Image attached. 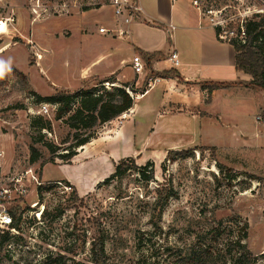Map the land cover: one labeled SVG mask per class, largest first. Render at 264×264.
Instances as JSON below:
<instances>
[{"label":"rangeland","instance_id":"374dc122","mask_svg":"<svg viewBox=\"0 0 264 264\" xmlns=\"http://www.w3.org/2000/svg\"><path fill=\"white\" fill-rule=\"evenodd\" d=\"M151 1L141 3L147 7ZM198 1L202 7L226 5L229 16L264 15V0ZM67 3L63 12L54 9L56 0H0V219L16 211L22 216L18 231L0 223V264H57L59 256L64 264H94L91 249L101 236L106 237V264H171L198 249L221 261L229 259L225 247L236 239H243L258 256L257 264H264V91L240 95L234 90L239 83L219 86L211 108L215 116L179 119L172 123L179 129L172 135L150 137L156 91L139 101L133 118L143 124L135 132L137 144L145 138L152 146L159 143L155 153L135 159L139 167L153 164L149 184L135 171L103 184L115 171L112 159L125 153L113 132L121 120L99 128L70 165L30 164L32 118L52 121L48 142L60 146L71 136L55 120V107L36 104L33 93L46 97L98 84L93 78L79 80L82 67L108 52L117 38L98 34L104 12ZM87 35L88 43L81 45ZM108 67L106 62L96 71ZM146 72L140 91L151 89L154 74L147 65ZM131 125L126 122L124 132ZM163 139L186 148L168 150ZM42 151V160H48L51 154ZM49 183L57 185L39 197L38 187ZM168 196L161 221L152 220L154 203ZM6 232L10 236L4 240Z\"/></svg>","mask_w":264,"mask_h":264},{"label":"crops","instance_id":"0c3cea01","mask_svg":"<svg viewBox=\"0 0 264 264\" xmlns=\"http://www.w3.org/2000/svg\"><path fill=\"white\" fill-rule=\"evenodd\" d=\"M139 1L143 13L141 18L131 25L129 35L121 39L115 38L113 45L106 52L107 54H97L91 62L82 67L79 78L83 82L92 78L100 82L112 79L113 82H116L114 86L129 85L139 93L134 107L121 118L109 123L116 124L121 120V124L117 128L113 127V132L116 138H121L124 144L122 152L125 153L123 158L112 159L114 163H118L124 158H140L142 160L143 157H148L149 152L155 153L158 149L159 143H156L157 145L154 143L155 145L152 146L149 138H145L144 141L140 140V146H138L135 132L143 124L133 119L139 108L138 102L146 99L152 92L156 91L154 93L155 103L150 111L155 116V123L148 126L150 128L148 137L153 134L172 135V132L175 131L172 123L179 119L185 121L190 117L197 120L215 116L212 114L211 108L214 98L222 90L208 94L207 90L202 89L201 83H239L234 90H240V95H244L242 92H253V89L246 86L252 80L251 76L236 71L234 47L219 41L215 29L207 24L197 9L190 5V2L178 5V1L155 0V2L151 1V4L147 3L148 5L145 7L141 0ZM154 3L156 4L154 5ZM95 11L104 12L106 15L104 23H101L100 27L115 29L116 21L110 8ZM82 43H88V35L83 37L81 45ZM140 52L164 55L156 58L149 68V71L154 74L152 78H159L161 81L144 94H141L140 90L148 73L136 75L132 67L134 57L138 56L136 54ZM172 53L178 55V65L170 61ZM106 62L109 66L106 70L96 71ZM170 70L177 71L180 78L170 79L158 75ZM241 87H243L242 91ZM126 122H132L127 133L123 130ZM160 143L169 147L168 150L186 148L183 142L167 143L163 139ZM168 150H165V153Z\"/></svg>","mask_w":264,"mask_h":264},{"label":"trees","instance_id":"16d2710c","mask_svg":"<svg viewBox=\"0 0 264 264\" xmlns=\"http://www.w3.org/2000/svg\"><path fill=\"white\" fill-rule=\"evenodd\" d=\"M245 31L244 43L238 40L230 43L236 52V71L251 76L252 80L246 85L247 87L264 91V15H255L252 20L247 22ZM139 54L149 68H151L156 58L164 56L162 53L148 54L140 52ZM158 75L170 79L180 78L179 73L175 70ZM115 83L110 79L88 88H81L76 92L62 90L46 97L33 93L36 104L44 103L55 107V120L66 126L70 130L71 136L67 141L61 142L60 146L54 142H48V135L54 134L52 121L42 116L32 118L31 129L35 132V135L30 137V164L41 163V166L44 167L47 164H55L56 161H61L65 165H70L73 159L78 156V151L97 138L99 128L127 114L134 107L136 95H139V93L132 86L123 85L118 87L114 86ZM107 84L111 86V89L106 86ZM231 85L233 86L235 83H203L201 86L203 90L212 93L219 89V86L228 87ZM144 89L141 94L148 90ZM70 140L72 141L70 142ZM42 150H46L51 154L48 160H42ZM171 152L168 153L169 157ZM166 159L170 160L168 157ZM152 166L153 164L149 163L145 167H139L136 165L134 158L122 159L115 163L114 173L103 184H108L113 180H122L130 171L137 172L142 181L149 184L153 180L152 171H149ZM56 185V183H49L46 186L40 185L38 196L41 197L43 191H50ZM75 195L77 196V193ZM171 197H166L165 201L156 200L152 220L156 218L157 222L161 221L164 209L168 206ZM11 218L12 225L10 229L18 231L22 223L21 214L17 211L11 212ZM152 222L154 226L158 224ZM9 236L10 233L6 232L2 238L6 240ZM245 237L246 233H244L243 238ZM91 253L94 264L107 263L106 237L101 236L93 244ZM225 255L229 256V259L224 258V260L219 261L207 250L198 249L185 255L180 254L178 259L171 262V264H257L259 260L258 256L249 250L243 239L229 240L225 247ZM51 258L49 256L47 261H50ZM55 262L64 264V257H57ZM46 264L48 263L46 262Z\"/></svg>","mask_w":264,"mask_h":264},{"label":"built area","instance_id":"2783aa9c","mask_svg":"<svg viewBox=\"0 0 264 264\" xmlns=\"http://www.w3.org/2000/svg\"><path fill=\"white\" fill-rule=\"evenodd\" d=\"M77 4H81L82 7L90 10H100L110 8L114 14L116 21L115 29H107L101 27L99 29L100 35H112L117 38H124L129 35V29L131 25L141 18L143 9L139 0H71ZM184 0H173V2ZM40 2V0H38ZM191 3L195 9L206 20L207 24L215 29L219 41L224 43H232L234 40L239 42H245L246 31L245 26L248 21L252 20L254 11H248L243 15L229 16L226 14L225 8H213V6L202 7L198 0H191ZM40 3H37L39 5ZM54 9L66 12L69 9L67 0H56ZM258 13V11H256ZM262 14V13H258ZM234 24V26H233ZM174 28V27H172ZM170 61H173L176 65L179 64L178 55L172 53ZM133 70L136 75H142L146 72V64L140 56H136L133 59ZM161 79L150 78L148 87L152 88ZM138 96L136 95V98ZM44 112H47V107H44ZM2 227L10 228L12 225V218L9 215H4L0 219Z\"/></svg>","mask_w":264,"mask_h":264}]
</instances>
